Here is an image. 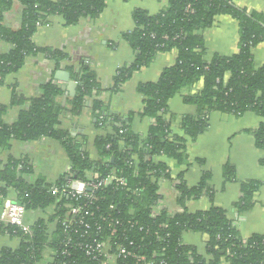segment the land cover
Wrapping results in <instances>:
<instances>
[{"label":"trees","instance_id":"trees-1","mask_svg":"<svg viewBox=\"0 0 264 264\" xmlns=\"http://www.w3.org/2000/svg\"><path fill=\"white\" fill-rule=\"evenodd\" d=\"M15 2L23 11L20 28L12 30L3 20ZM104 9L105 0H0V43L9 46L0 54V83L17 74L29 57L43 55L57 68L69 62L67 55L38 48L33 42L38 28L51 17L59 16L65 27H73L82 19L97 20ZM218 16H229L238 23V52L207 60L202 33ZM132 19L134 29L121 38L134 57L116 70L110 89L103 90L89 65L80 63L66 67L75 93L65 106L57 102L60 88L47 84L30 100L13 89L11 106L21 110L10 125L3 119L6 108L0 107V150H7L12 140L50 139L60 144L69 163L68 173L48 183L42 177L33 182L24 179L32 174L27 159L6 162L0 171L2 202L13 192L12 200L26 212L51 206L54 212L31 225L30 234L0 222V236L19 239L18 249L0 251V264H39L45 254H49L48 264H109L110 256L116 259L115 264H220L222 259L226 264H264V235L242 239L225 211L216 207L188 211L189 202L204 196L212 199L209 174L204 173L197 185L189 187L184 171L173 178L168 165L158 160L164 157L188 168L187 143L206 131L213 112L234 117L251 112L260 117L263 122L250 133L255 147L264 151V64L256 67L252 54L264 43V17L237 7L232 0H168V7L155 15L135 9ZM172 51L176 52L175 63L165 68L156 82L137 86L136 92L143 98L140 111L126 115L111 111L104 95L109 99L117 95L157 54ZM199 83L198 92L182 95L183 102L196 112L182 117V135L174 134L168 104ZM87 107L99 134L93 143L95 159L87 151L85 137L73 138L60 128L64 112L77 118ZM135 118L150 121L145 136L133 130ZM260 165L264 167V159ZM222 173L226 183L235 180L232 165L226 164ZM109 177L122 179L123 184L113 181L104 185ZM72 180L95 183L98 188L75 196L69 186ZM161 182H167L176 194L175 212L159 194ZM262 185L252 180L240 183L241 197L234 204L239 214L252 209L254 195ZM73 209L78 214L73 215ZM50 224L55 225L52 233ZM185 232L207 236L209 259L182 243Z\"/></svg>","mask_w":264,"mask_h":264},{"label":"crops","instance_id":"crops-1","mask_svg":"<svg viewBox=\"0 0 264 264\" xmlns=\"http://www.w3.org/2000/svg\"><path fill=\"white\" fill-rule=\"evenodd\" d=\"M56 2L58 0H51ZM239 7L250 12H256L264 17V0H232ZM168 7V0H105V9L95 21L82 19L76 26L65 27L63 19L53 16L49 22L38 28L33 36L34 44L41 49L60 52L69 57L67 64L62 63L59 68L43 55L26 59L22 69L15 75H10L0 83V107L6 108L3 117L7 124H12L17 118L20 107H12L13 89L26 100L36 98L41 94L42 87L47 84L58 88L66 84L55 78L57 72H69L67 66L78 67L80 63L89 65L97 76L103 90L112 86L116 70L123 65L130 64L134 54L121 36L132 31L135 27L132 12L141 9L150 15H155ZM23 7L15 2L12 9L5 14L3 24L12 30L21 25ZM206 50V59L213 55L231 56L238 52V23L229 16H218L213 25L203 31ZM9 46L0 43V54L7 52ZM256 67L264 64V43L252 51ZM176 60V52L159 53L147 67L133 74L132 78L122 86L121 91L112 96L109 101L111 111L126 115L128 112H138L142 109L143 98L136 92L139 84L156 82L165 68L172 66ZM201 88L197 84L190 91L174 97L168 104L169 114L173 116L171 130L174 134L182 135L179 130L181 118L194 115L196 108L186 105L182 95L194 94ZM71 96L61 90L57 102L65 106ZM89 105V104H88ZM263 120L254 113L248 112L242 117L213 112L209 115L208 128L194 142H188L186 154L190 166L179 167L172 160L164 157L158 160L165 162L170 168L171 176L176 178L184 171V181L187 186L197 185L204 173L209 174V182L213 190L212 199L202 197L188 203L187 209L194 213L216 207L225 211L226 217L232 222L242 239L253 235H264V185L254 195V204L248 212L239 214L234 207L241 197L240 183L258 181L264 183V167L260 161L264 159V151L255 147V141L250 131L255 130ZM150 125L148 119L135 118L133 130L145 136ZM60 128L67 130L71 137L87 139V151L95 159L93 143L98 132L94 129L89 108H85L77 118L64 112L60 118ZM27 159L32 167V174L24 176L27 182H33L37 177L44 178L48 183H54L60 176L69 172V163L66 154L59 143L50 139H41L35 142H20L12 140L9 148L0 150V171L10 159ZM226 164L233 166L235 180L225 182L223 167ZM71 189H80L78 181L69 183ZM159 194L170 211H176V194L167 182L159 185ZM15 197L10 192L8 198ZM2 200L0 198V208ZM54 206L45 211L35 213L26 212L25 221L33 225L38 219H47L53 214ZM49 233L55 229L54 224L48 226ZM184 245L194 247L197 252L206 256L205 242L207 236L200 233L185 232L181 237ZM19 239L0 236V251L3 248L18 249ZM39 264H48L49 254L44 255ZM220 264H226L222 259Z\"/></svg>","mask_w":264,"mask_h":264},{"label":"built area","instance_id":"built-area-1","mask_svg":"<svg viewBox=\"0 0 264 264\" xmlns=\"http://www.w3.org/2000/svg\"><path fill=\"white\" fill-rule=\"evenodd\" d=\"M116 182L119 185L123 184L122 179H117L115 177H109L106 180H104L103 184L104 185H109L112 182ZM70 183V182H69ZM81 188L80 189H71L72 193L75 196H85L88 191H91L93 189L98 188V184L95 183H85V182H80ZM53 193L56 194L57 190H53ZM158 209V208H157ZM73 215L78 214V210L73 209L71 212ZM26 217V211L25 209L15 203L13 200L10 198L5 199L2 202L1 208H0V222L8 225L15 226L18 228L21 232L23 233H29L30 234V225H28L25 221ZM100 247L97 246L96 250L99 249ZM109 264H115L116 259L112 258L111 256L108 257Z\"/></svg>","mask_w":264,"mask_h":264},{"label":"water","instance_id":"water-1","mask_svg":"<svg viewBox=\"0 0 264 264\" xmlns=\"http://www.w3.org/2000/svg\"><path fill=\"white\" fill-rule=\"evenodd\" d=\"M55 78L66 84L65 87L61 88L62 91L66 90L67 93L70 96L74 95V93H75V83L70 80L68 73H66V72H57L56 75H55ZM111 161H113V159Z\"/></svg>","mask_w":264,"mask_h":264}]
</instances>
